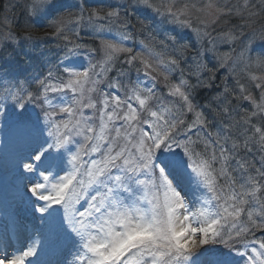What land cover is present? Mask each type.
I'll return each instance as SVG.
<instances>
[{
    "label": "snow or ice",
    "instance_id": "obj_1",
    "mask_svg": "<svg viewBox=\"0 0 264 264\" xmlns=\"http://www.w3.org/2000/svg\"><path fill=\"white\" fill-rule=\"evenodd\" d=\"M24 10L59 43L43 71L0 67V145L12 146L16 174L14 203L0 207V264H264V124L253 123L264 120V51L251 55L264 0H27ZM243 29L238 53H218ZM189 32L200 47L186 73ZM241 63L259 101L239 81L225 87L224 103L208 105L213 134L193 94ZM161 81L176 104L157 96ZM234 101L253 110L233 120ZM233 128L243 131L229 145ZM253 146L259 168L240 156Z\"/></svg>",
    "mask_w": 264,
    "mask_h": 264
},
{
    "label": "trees",
    "instance_id": "obj_2",
    "mask_svg": "<svg viewBox=\"0 0 264 264\" xmlns=\"http://www.w3.org/2000/svg\"><path fill=\"white\" fill-rule=\"evenodd\" d=\"M105 2H108V0H105ZM233 3L236 2V0H232ZM71 3V2H70ZM73 4L76 2H72ZM86 3L89 7H94L98 3V0H86ZM258 3V2H257ZM25 0H20L16 5L12 7L11 11V20L9 24V29L5 30L2 25V18L4 17V11H5V3L4 0H1V6H0V62L3 61V67H12L16 68L19 71H22L26 74H31L39 71H43L45 67V61L49 58L54 60V53L57 52L56 45L59 43V41L51 36L45 37V33H51L53 29L46 27L44 24H35V21L31 20L27 13L24 10L25 6ZM239 20L236 18H232L228 27H230L232 24H238ZM260 23H264V21H259L255 27L257 30L260 27ZM29 25H34L32 27H29ZM223 26V24H221ZM170 27V26H169ZM221 31H227V27H224L220 30ZM217 28H215L216 32L218 31ZM244 34H250L251 29H243L242 30ZM8 33H11L10 36L6 35ZM26 34H30L32 39H26ZM189 34V33H188ZM187 34V35H188ZM239 34V32H237ZM82 35L85 36V43H88L89 40L87 38V35L82 33ZM189 36V35H188ZM241 36V35H240ZM37 37H40L41 39H36ZM162 38V37H158ZM140 39H143V37H140ZM189 43L192 45L187 52V57L191 56L190 53H193V48L195 49V38L191 36V40H189ZM254 49V50H253ZM252 49V54L254 52L258 51H264V42H262L260 45H257L255 48ZM100 57L97 56L95 59H99ZM204 61L209 62V66H212V57L211 55L204 56ZM10 59V60H9ZM86 63V62H85ZM1 67V66H0ZM182 67L185 68V72H193L195 70V65H193L189 58L187 59V63L183 64ZM142 74V73H141ZM140 74V75H141ZM179 73H176L174 75H177ZM116 73L112 72L110 73V76H115ZM131 79L134 81L136 79L137 73L133 71L131 74ZM226 74L220 70L217 73V79L215 83L213 84L212 88H199L197 89L193 94V103L197 105V111H203L205 115L208 117V120L211 121L210 127L208 131H211L213 134H215L221 127L220 118H213L211 112L208 109V105L211 103L212 107L215 108L217 103L223 104V99H215L219 97L222 94V89L224 87H227L228 90L231 92L233 89H236L237 86L235 83H233L232 80H226ZM144 77L141 76V79ZM176 78V77H175ZM192 83H195L196 80L194 76L188 77ZM147 79V78H146ZM226 80V83L224 81ZM126 82V81H125ZM234 84V85H233ZM148 86H151L149 83ZM246 86V85H245ZM165 88L163 86L162 82H159L157 84L156 93L158 97H163ZM230 98V97H229ZM232 108L236 109V112H233L232 119L238 120L240 115H246L247 112L252 111V107L248 104L247 101H234L232 104ZM244 110H247L245 112ZM188 122H190L192 119H194L193 114H187L185 117ZM254 124H264V120H262L260 117H257L253 120ZM242 128H233V137L232 140L229 141V145L233 142V140L237 139L235 136L236 132H242ZM204 132L202 131L200 133L201 136H204ZM195 138V136H194ZM241 144L243 143V136L239 137ZM240 156L244 157L247 161L248 165L255 164V167H260V159L261 155L256 150V147L253 146V150L251 153H248L244 150H241ZM249 174L255 175L254 172H251ZM264 195V194H262Z\"/></svg>",
    "mask_w": 264,
    "mask_h": 264
},
{
    "label": "rangeland",
    "instance_id": "obj_3",
    "mask_svg": "<svg viewBox=\"0 0 264 264\" xmlns=\"http://www.w3.org/2000/svg\"><path fill=\"white\" fill-rule=\"evenodd\" d=\"M89 1V0H88ZM93 1V0H92ZM18 2H20V0H4V3L6 5H8V9L9 10H5L4 11V17L2 18V27L5 30L9 29V24H10V20H11V9L14 5H16ZM27 2V0H25V3ZM70 2H76V0H70ZM254 2H258V0H254ZM111 3L113 4V6L116 3H120L123 4L125 3V0H111ZM0 6H1V0H0ZM7 20V22H6ZM214 28H217V30L220 27V30L224 28V26L222 25H217V26H213ZM210 30V29H209ZM217 33H219V30L216 32H212L213 36L217 35ZM251 34V33H250ZM250 34H244L240 36V34L238 35V39L232 43H219L218 44V53H225V52H230L232 49H235V52L232 53L233 55H235V53H238L243 46L248 42L249 38H250ZM189 40H191V36L195 38L194 34H191L189 32ZM262 42L258 39H256L255 41V46L253 48H255L257 45H260ZM196 44V41H195ZM204 47H208L207 41H204ZM195 49L193 48V53H190L191 56H188L189 61L195 65L193 57L196 56V51L197 49L200 47V45L196 44L195 45ZM159 50V49H157ZM254 50V49H253ZM260 53V51L258 52H254L251 55L253 58H255L257 56V54ZM200 59V58H197ZM203 60L205 59L204 57L202 58ZM10 60V59H9ZM3 61L0 62V66L3 67ZM86 66V63H85ZM222 72H224L226 74V80L228 81L229 79L233 81V83L236 84L237 86V81H239L240 83H243L244 85H246V87L249 89V91L252 93V95L254 97H256L257 101H259V94H260V90L255 89L253 82L250 80V78L247 75V71L244 68V64H237L235 66V71L234 72H228L225 69H221ZM253 71H255L254 69H252ZM195 70H193L194 72ZM259 74V73H256ZM141 76H143L141 74ZM176 77V78H175ZM195 78V76H194ZM143 80L145 81V83L148 85L149 83L151 84V81H149L148 79H146L145 77L143 78ZM179 81V74L177 75H173L171 77V82L173 83H178ZM162 82V81H161ZM163 83V82H162ZM234 85V84H233ZM163 86L165 88L163 97H161L160 99L163 101V103L165 105H173L176 104L178 102V98H174L168 95V89L165 87L164 83ZM224 92V87L222 89V93ZM117 94H121V93H117ZM122 95V94H121ZM216 99V98H215ZM248 102V101H247ZM221 104V103H220ZM248 104L252 107L251 103L248 102ZM253 110V109H252ZM195 118V117H194ZM194 119H192L190 122H192ZM4 136L3 134H0V140H3ZM0 147H3L5 149V152L7 153L6 157H0V207H3V199L4 197H9L10 199V204L14 203V198L16 196V174H15V169L11 163V154L13 151L12 146L10 145H0Z\"/></svg>",
    "mask_w": 264,
    "mask_h": 264
},
{
    "label": "bare ground",
    "instance_id": "obj_4",
    "mask_svg": "<svg viewBox=\"0 0 264 264\" xmlns=\"http://www.w3.org/2000/svg\"><path fill=\"white\" fill-rule=\"evenodd\" d=\"M9 203H10L9 197H4V199H3V207L6 206V205H9Z\"/></svg>",
    "mask_w": 264,
    "mask_h": 264
}]
</instances>
